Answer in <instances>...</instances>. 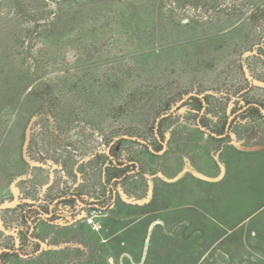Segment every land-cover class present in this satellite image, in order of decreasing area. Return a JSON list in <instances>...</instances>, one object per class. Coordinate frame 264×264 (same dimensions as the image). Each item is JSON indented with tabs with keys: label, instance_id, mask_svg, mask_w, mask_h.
I'll return each mask as SVG.
<instances>
[{
	"label": "rangeland",
	"instance_id": "374dc122",
	"mask_svg": "<svg viewBox=\"0 0 264 264\" xmlns=\"http://www.w3.org/2000/svg\"><path fill=\"white\" fill-rule=\"evenodd\" d=\"M260 43L264 0H0V264H174L173 236L152 232L148 254L146 229L139 236L116 233L110 221L75 227L63 203L58 218L35 214L30 233L43 245L34 255L9 249L31 251L23 211L38 205L46 212L62 181H81L85 193L102 190L116 141L120 155L140 165L120 191L129 198V186L147 192L143 174L148 164L157 172L163 159L147 146L157 143L160 115L175 106L160 129L171 153L177 134L214 119H197L183 100L189 93L206 94V112L219 123L228 94L249 81L248 97L264 105ZM33 115L28 154L39 165L21 152ZM240 127L254 135L264 119L252 115ZM185 234L182 264H198L203 250Z\"/></svg>",
	"mask_w": 264,
	"mask_h": 264
},
{
	"label": "crops",
	"instance_id": "0c3cea01",
	"mask_svg": "<svg viewBox=\"0 0 264 264\" xmlns=\"http://www.w3.org/2000/svg\"><path fill=\"white\" fill-rule=\"evenodd\" d=\"M253 134L246 135L240 126L223 137L201 128L180 132L174 152H168L170 143L159 151L158 171L148 164L150 171L143 174L147 192L129 186L131 198L145 201L114 197L108 208L116 209L113 218L107 215L101 225L110 221L116 233L134 229L140 236L146 229L150 236H173L174 264L183 263L186 232L192 246L203 250L198 264H264V130Z\"/></svg>",
	"mask_w": 264,
	"mask_h": 264
},
{
	"label": "flooded vegetation",
	"instance_id": "af4514ba",
	"mask_svg": "<svg viewBox=\"0 0 264 264\" xmlns=\"http://www.w3.org/2000/svg\"><path fill=\"white\" fill-rule=\"evenodd\" d=\"M260 47L261 49H263L264 44L260 43ZM251 85L253 84L252 82L249 81L247 85L239 86L237 91L234 94L231 95V94H228L229 92L227 93L229 95V99H228L229 101H228V106H227L228 111L226 112V121L224 123H219V121L217 120L218 118L215 115H213L214 112L212 111L206 112L209 106L208 96L206 94L204 93L198 94V92L196 93L191 92L183 100L187 98L184 101V102H187L190 97H195L198 100V102L200 101L202 103L201 107L198 106L197 102L191 103L193 106L197 108V119H200V120L206 119L205 117H208L210 119L214 118V119L211 121L212 123L210 121L205 122L204 120V122L202 121L199 124V121H198L199 128H201L206 134L210 136L223 137L224 135L228 134L229 131L233 130L236 126H241L242 121L245 120L246 117L254 115V114L246 115V111L250 107H256L260 111L259 106H261V104L257 100H254L248 97L249 94H251L252 92ZM171 113L172 112H170L168 115H170ZM260 113L263 116L262 118L264 119V115L262 114L261 111ZM217 114L219 115L220 113L218 112ZM168 115L163 116L159 119L158 122L160 123V125H162L163 118L167 117ZM159 128L161 129V126ZM155 132H156V128H155ZM156 137H157V140H156L157 143L153 144L155 149L152 147V144H147L149 151H153V153H159V151L164 149L163 148L164 145L165 147H167L169 144V142L166 140V137L163 133L157 134L156 132ZM116 140L117 139H115V141ZM111 146H113L112 150H111ZM149 146L151 147V149ZM119 148L120 147H118V144L114 142L113 144H110L107 149L108 151H107L106 161L108 162L107 164L108 167L111 168L112 171L107 173L105 170H103V173L105 174V178H107V182L105 186L102 188V192H101L105 196V199L103 202L99 203V202H92L89 200L90 195L94 193L93 191L91 192L89 190L85 193V191L79 188L69 187L67 191L63 193L61 192L60 194L57 195V202L53 203L52 206L49 207L46 212H43L42 208H40L38 205L33 206L31 208H34L36 210L37 212L36 214L46 213L49 219H51L52 217H54L53 219H55V217L58 218V215H59V211H60L59 203L60 204L63 203V205H66L65 208L71 215L69 216L71 218H75V216L77 215V211H73L74 213L72 214L70 211H72V209L74 210V204L76 203L77 204L79 203V206L81 208H86L93 204L101 206L103 205L104 202L108 200V197H111V200H112L114 197L117 198L118 196H120L119 187L123 188V186H119V185H121V183H124L127 180V177H129L130 173L131 174L133 172L138 173L140 169L139 168L140 165L138 161L134 159H131L128 157H122L119 153L120 151H118ZM110 151H112L113 154H110ZM107 165H105V167ZM111 200H110V203H111ZM110 203H108L107 205L108 208L110 206ZM31 224L32 223L29 224L30 228H31ZM78 224L79 222L76 225L73 223V226L77 227ZM29 232H31V230H29ZM34 238L33 240L36 241Z\"/></svg>",
	"mask_w": 264,
	"mask_h": 264
},
{
	"label": "built area",
	"instance_id": "2783aa9c",
	"mask_svg": "<svg viewBox=\"0 0 264 264\" xmlns=\"http://www.w3.org/2000/svg\"><path fill=\"white\" fill-rule=\"evenodd\" d=\"M79 183H75L73 184V186L75 188H80L81 186V181H78ZM72 183L69 181H62V184L59 185L60 191L58 192V194H60L61 192H65L67 191V189L69 187H73L71 185ZM102 190H100L98 187H96V190L94 192V195L90 197V201L92 202H103L105 199V196L101 193ZM57 197V196H56ZM74 211H77V215L75 216V218H68V222L71 224H77L78 222H83L86 225L89 226H94V227H101V222L102 220L99 219L101 216H106L108 214V207L107 205L102 207L100 205H91L89 207L86 208H81L79 206V203L74 204Z\"/></svg>",
	"mask_w": 264,
	"mask_h": 264
},
{
	"label": "trees",
	"instance_id": "16d2710c",
	"mask_svg": "<svg viewBox=\"0 0 264 264\" xmlns=\"http://www.w3.org/2000/svg\"><path fill=\"white\" fill-rule=\"evenodd\" d=\"M194 103V102H197L198 106L201 107L202 103L195 98V97H190L189 100L185 103V104H188V103ZM261 104V103H260ZM262 107H264L263 104H261ZM248 114H254V115H258L259 117H263L259 111L258 108L256 107H250L247 111H246V115ZM162 121V120H161ZM160 123H159V127H160ZM158 127V132L159 134H161L160 132V128ZM119 141H116V144H118ZM113 146H111V150L113 149L112 148ZM152 147L155 149L154 145L152 144ZM110 154H113L112 151H110ZM110 200H111V197H108V200L106 202L103 203V205H101L102 207L108 205V203H110ZM36 210L34 208H27L25 209V211L23 212V218L25 219V221L28 223L26 225V229L24 231V235L26 237V239L31 243V251H27V250H24L22 248H17V249H9V250H12V251H20V254L22 255H26V256H31V255H34L35 252L39 249V243L34 241L33 238L35 237L32 233H30L28 230H29V224L32 223L34 224L35 221H34V216H35V213ZM54 218V217H52ZM5 255H7L8 253L7 252H4ZM3 255H1V259H2Z\"/></svg>",
	"mask_w": 264,
	"mask_h": 264
},
{
	"label": "water",
	"instance_id": "95a60500",
	"mask_svg": "<svg viewBox=\"0 0 264 264\" xmlns=\"http://www.w3.org/2000/svg\"><path fill=\"white\" fill-rule=\"evenodd\" d=\"M179 103H180V102H179ZM174 107H175V106H174ZM174 107H171V109L169 110V112L160 115V117L156 120V125H157L159 119H160L161 117H163V116L168 115L170 112H172V110L174 109ZM259 108H260V111L262 112V114L264 115V108L261 107V106H259ZM35 118H36V116L33 115V116L30 118V120L28 121V123H27V126H26V128H25V132H24V139H23V145H22V151H21V152H22V158H23L28 164H30V165H39V162H38L37 160H35V159H32V158L29 156V154H28V145H29V142H30V136H31V126H32V123H33V121L35 120ZM127 138L132 139V140L136 139V140H138L140 143H145V140L140 139V138H137V137H134V136H127ZM149 147H150V146H149ZM163 148H165V145H164ZM150 149H151V147H150ZM120 194L122 195V197L124 198L125 201L130 202V203H143V202L145 201L144 199H132V198H129V197H127V195H126L123 191H120ZM32 229H33V225L31 224V228H30V230H32ZM149 236H150V230H149L148 235H147V237H146V239H145V246H144L145 251H146V249H147V245H148V241H149ZM34 239H35L36 241L39 242L40 246L43 245V243H42V241H41L40 239H38V238H34ZM25 256H26V255H25ZM109 261L112 262V258H111V257L109 258Z\"/></svg>",
	"mask_w": 264,
	"mask_h": 264
}]
</instances>
